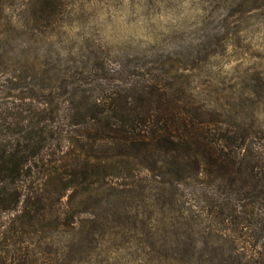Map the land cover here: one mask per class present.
I'll return each mask as SVG.
<instances>
[{
    "label": "rangeland",
    "instance_id": "rangeland-1",
    "mask_svg": "<svg viewBox=\"0 0 264 264\" xmlns=\"http://www.w3.org/2000/svg\"><path fill=\"white\" fill-rule=\"evenodd\" d=\"M252 3L0 0V101L12 102L4 98L17 87L12 81L103 57L112 66L121 62L141 72L134 79L138 82L172 86L170 92L185 97L206 119L211 113L230 125L223 130L236 132L240 125V131H264V9L252 10ZM102 150L109 155L133 151L124 145ZM164 159L163 153L120 158L112 166L121 171L115 183L118 191L129 192L116 199L107 194L99 204L96 197L84 199L81 206L99 216L81 215L76 231L53 234L60 259L49 255L50 264L264 261V237L259 240L249 231L239 239L221 226L215 204L203 197L200 186L185 188L186 201L177 196L171 202L169 191L159 193L161 179L155 175L167 171ZM155 164L157 172H152Z\"/></svg>",
    "mask_w": 264,
    "mask_h": 264
},
{
    "label": "trees",
    "instance_id": "trees-1",
    "mask_svg": "<svg viewBox=\"0 0 264 264\" xmlns=\"http://www.w3.org/2000/svg\"><path fill=\"white\" fill-rule=\"evenodd\" d=\"M250 1L264 9V0ZM136 72L100 57L24 76L2 92L12 102L0 101V264L59 258L52 235L76 231L81 215L99 216L84 199L99 204L129 192L118 191L121 171L112 166L148 154L165 156L167 171L155 176L171 202L186 201L195 184L234 236L264 237V131L223 130L230 125L211 113L206 119L162 81L134 80L143 76ZM116 145L133 151L102 150Z\"/></svg>",
    "mask_w": 264,
    "mask_h": 264
}]
</instances>
